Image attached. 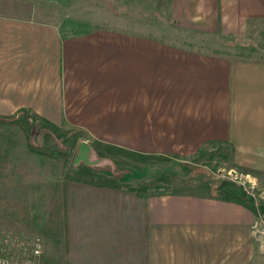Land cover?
Masks as SVG:
<instances>
[{"label": "crops", "instance_id": "0c3cea01", "mask_svg": "<svg viewBox=\"0 0 264 264\" xmlns=\"http://www.w3.org/2000/svg\"><path fill=\"white\" fill-rule=\"evenodd\" d=\"M167 1L174 39L131 22L75 29L0 0V117L79 130L135 172L81 182L0 118V223L46 236L37 264H264V57L245 55L264 0ZM158 157L182 170L140 182Z\"/></svg>", "mask_w": 264, "mask_h": 264}, {"label": "rangeland", "instance_id": "374dc122", "mask_svg": "<svg viewBox=\"0 0 264 264\" xmlns=\"http://www.w3.org/2000/svg\"><path fill=\"white\" fill-rule=\"evenodd\" d=\"M19 1V0H16ZM24 1V0H22ZM26 1V0H25ZM29 2H33L34 4L38 5V7H45L48 8L46 11L47 13L43 14L41 13V10L36 13L37 17L45 18L48 20H52L55 22H58L60 24L63 23H74L72 28L78 29V28H85L90 27L95 24H124L126 22H131V26H140L141 30H145V32H150L152 34L160 35L166 39H174V36L170 33H167L166 31H163L161 29L162 25H166L167 20L169 19L168 15V1L167 0H27ZM16 11L19 14H28V10H21L19 8H16ZM132 22H135L132 23ZM145 22H151L152 29H149L147 26L143 28V26L138 24H143ZM130 24V23H128ZM262 41L259 49V52H252L251 47L255 46V41ZM247 51L245 55L249 56H258V57H264V36L259 34H254L248 42ZM35 122H30L28 125H26L27 129L24 126V129L21 130V132L24 134L25 139L27 142L23 143L24 146L26 145L27 150H32V154L37 153L41 155V159L47 158L48 154L54 155V156H64V151L66 148L68 149L69 155L71 156L70 159V165L71 161L75 155L79 139L78 137L82 135V132L79 130L67 129L66 130H55L51 128L50 132H45L41 126L35 127L33 124ZM2 125V124H1ZM54 134V135H53ZM63 134L64 141H60L56 139L57 137L60 139ZM13 142V141H12ZM97 152L101 156H107L112 158L116 163H118L121 167H127L128 164V157L127 152L123 150L115 151V149L111 148L109 149L106 146H99L96 144L95 146ZM113 149V151H112ZM25 150V151H27ZM40 152V153H39ZM36 154V155H37ZM35 156V154L33 155ZM146 160V159H145ZM144 160V161H145ZM142 161V164H146L145 166H141L143 169L144 167L148 169L147 175L140 181V182H148L153 183V178H158L161 173H165L164 171L170 169L171 171H179V169L182 170V166L178 165L176 163H170L167 158H151L147 162ZM164 162L166 163L165 166H162L161 164ZM67 167L65 170L67 172L68 176H74L77 180L85 183L89 182H95V179H99L100 183H109V182H115L118 184H121L122 182L115 177H112L108 174H102L93 171L88 166L81 164L80 167L73 171L71 167ZM195 164L190 163L185 165L188 167V169H194L192 172H195L198 167L194 166ZM159 166V168H158ZM139 168V166H136ZM161 168V170H160ZM159 170V171H158ZM145 174V173H144ZM142 174V175H144ZM229 174V173H228ZM174 175H177L174 173ZM230 175V174H229ZM147 176V177H146ZM172 176V175H171ZM205 179H207L206 175H203ZM227 181H232L230 178H227L225 175ZM132 179L131 177L126 178L125 180ZM140 177L137 176L136 182L139 181ZM214 180V179H213ZM217 180V179H215ZM132 181V180H131ZM133 182V181H132ZM218 182V181H217ZM248 182H246L247 184ZM250 183V182H249ZM174 184V183H172ZM175 185V184H174ZM248 193L253 195V197L258 198V194L260 193V190L258 189H252L251 186L248 187ZM37 203H40L42 198H35ZM23 201H19V205ZM261 209L264 210V207ZM4 214L10 215L13 213V210L6 206V208L3 209ZM180 214V213H177ZM18 215H22V210L18 209ZM264 224V221L259 222V227L262 230V224ZM8 230L9 232H12L15 230H21L16 229L15 227L11 225H4L3 223H0V231ZM8 228V229H7ZM1 231V232H2ZM16 231H14L15 233ZM22 232V231H21ZM3 233V232H2ZM8 233V232H7ZM19 233V235H25V236H34L33 234H29L24 231V233ZM40 235V234H39ZM38 235V236H39ZM42 239V250L41 255L37 256V262L40 261L46 262V236L42 235L39 236Z\"/></svg>", "mask_w": 264, "mask_h": 264}, {"label": "built area", "instance_id": "2783aa9c", "mask_svg": "<svg viewBox=\"0 0 264 264\" xmlns=\"http://www.w3.org/2000/svg\"><path fill=\"white\" fill-rule=\"evenodd\" d=\"M229 171L232 178L241 175ZM239 176V177H238ZM264 226V224L262 223ZM2 231V230H1ZM0 231V264H37L41 254L42 239L38 235L25 236L19 233ZM8 232V233H7Z\"/></svg>", "mask_w": 264, "mask_h": 264}, {"label": "water", "instance_id": "95a60500", "mask_svg": "<svg viewBox=\"0 0 264 264\" xmlns=\"http://www.w3.org/2000/svg\"><path fill=\"white\" fill-rule=\"evenodd\" d=\"M82 163L97 172L108 173L118 179L127 178L135 174L133 169L121 167L112 158L101 156L87 139L79 141L71 167L77 169Z\"/></svg>", "mask_w": 264, "mask_h": 264}, {"label": "trees", "instance_id": "16d2710c", "mask_svg": "<svg viewBox=\"0 0 264 264\" xmlns=\"http://www.w3.org/2000/svg\"><path fill=\"white\" fill-rule=\"evenodd\" d=\"M0 118L3 119V120L0 119L2 124H4V125H14V126H17V127L21 128L22 130L24 129V126L27 129L26 125H28V123H29L28 121L15 120L14 118H11V117H8V116H6V117L3 116V117H0ZM33 125L35 127L41 126V124L39 122H35ZM41 127H42V129L45 132L46 131L47 132H50L51 131V129H49L47 126H41ZM59 136H61L60 139L58 137L56 139H58L60 141H64L63 134L62 135H59ZM63 154H64V156H58V157L57 156H54V155H50V154H48V156H47V157L55 160L56 162H58L59 165H60V167H61V170L62 171H64L67 167H69V165H70V159H71V156L69 155V152H68V149L67 148H66V150L64 151ZM161 165L162 166H165L166 163L164 164V162H163ZM158 168H159V166H158ZM160 170H161V168H160ZM180 176L181 175L179 174V176H177V177H180ZM161 177H164V175L161 174L160 176H158V178H153V182L156 181V180H158V179H160ZM261 227H262V230L264 231V226L262 225ZM14 231L20 232V231L15 230V229L12 232H14ZM20 233H22V232H20Z\"/></svg>", "mask_w": 264, "mask_h": 264}]
</instances>
